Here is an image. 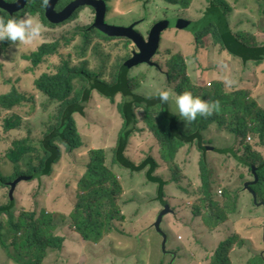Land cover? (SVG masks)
Returning <instances> with one entry per match:
<instances>
[{"label": "trees", "instance_id": "1", "mask_svg": "<svg viewBox=\"0 0 264 264\" xmlns=\"http://www.w3.org/2000/svg\"><path fill=\"white\" fill-rule=\"evenodd\" d=\"M8 1L15 3L18 0ZM73 1L75 0H60L57 12L63 11ZM106 1L109 5L111 0ZM160 1L167 5L168 9L177 8V11H180L179 13L183 10H188L194 2V0ZM206 1L209 2V6L200 18L190 20L176 17L156 21L150 29L149 36L161 22H164L165 29L161 31L160 40L156 53L152 56V61L156 57L166 58L168 69L165 75L168 76L169 81V87L167 88H170V85H176V87L173 86V90L177 94L190 90L205 100L216 102L217 100L212 97V93L209 90V81L206 82L203 90L199 87L201 85L197 84L189 76L188 54L191 53V50L188 49L189 52H182L185 55L175 54L171 57L172 52L168 50L167 54L169 56H165L162 54L163 37L168 33H175V38L179 40L178 42L174 40L177 44L183 41V45L194 46L191 60L197 65L194 67L196 75L199 69L197 61L203 62L199 56V48L197 46L207 47L208 54L212 50H217L216 53L218 54H226L228 52L229 57L234 61L240 57L246 62L255 61L258 64H262L264 63V40L258 41L257 38L252 37L250 32H234L231 28L230 16L233 15L235 8L239 6L240 2L238 0L234 3L228 0ZM48 2L49 0H29L25 10L13 16L17 18L26 15L33 16L38 18L45 27L53 29L73 23L78 19L80 11L82 12L85 9L82 8L77 11L66 22L55 25L46 18ZM0 16L5 18L13 17L2 10H0ZM259 17L260 20L264 17V3L260 6ZM179 20L183 22L190 21L191 24L182 25ZM244 22L246 21H240L239 26H242ZM92 27L91 25L77 26L74 32H70L53 42H46L35 52L23 56L24 61L31 63V68L28 70L30 74H35L42 65L48 64V71L35 80L34 86L38 93L46 98L48 105L56 106V112L51 117L50 128L47 129L37 145L31 140H17L5 152V157L13 164L14 174L13 176H8L0 168V187L8 188L9 182L12 184L21 177L39 181L50 177L53 175L56 165L64 157L63 148L68 154H72L87 147V143L84 140V136L87 134L81 132L80 124L87 119L84 122L85 125L88 128L92 125L88 113L93 110L92 103L97 97H101L107 100L108 103L115 105L118 111L122 126L117 135V143L113 148L105 147L106 145L102 143V147L94 148L93 145L90 149L88 153L89 162L86 165V171L79 178L78 193L75 197L76 202L71 208L68 221L60 220V216H55L58 212L52 214L47 210L45 202L49 200V197L45 196H41L39 202H35L33 209H27L23 205L19 215L15 210L16 202L11 201L9 198L7 204L0 205V215L8 217L7 222L10 227V230L7 228L5 232V226L0 221V245L7 256H9L8 249H12L15 252V257H10V259L17 264H49L47 263L49 251L62 252L68 240L69 229L67 230V223H70V229H74L84 240L83 247H85V251L87 253L93 251L90 261L92 263L95 262L94 258L97 251L102 249L99 245L103 243L107 236L109 237L115 232L118 235H125L127 234L126 232L132 230L131 226L135 224L134 221L129 222V218L123 214L119 205V201L123 198L125 187L119 180L120 176L117 173V169L126 170L125 172L132 174L144 171L148 185L151 187L154 185L157 188V201L160 202L162 199L164 201L167 195L165 188L169 185V182L163 178L164 175L160 172L167 169L177 170L178 175V171L183 172V168L177 165V157L179 151L185 145L190 147L195 145L201 154L199 163L202 198L200 201L201 206L199 207L200 213L197 216H202L207 225L215 228L223 221L225 214L233 212L239 204L241 190L225 189L224 182H222L218 188L222 187L224 191L226 190L223 194L224 200L221 199L219 201L216 198L215 190H218V188L215 187L210 174L211 171L208 165L209 152L206 150V146L212 145L213 140H205L206 132L211 125H216L215 130L221 135H229L231 137V140L228 138L226 141V143L232 142L230 147L215 146L217 153L231 156L238 164L248 169L253 179L252 170L253 167L256 168L259 180L253 186V190L257 195L258 202L264 203V154L256 150L259 146L264 147V108L259 106V97L253 98L240 91L244 93L241 99L235 100L237 99L235 95L232 99L234 101L221 103L211 115L198 117L197 121L190 125L192 126L191 130H185L183 129L186 128L185 123L171 114L172 105L170 103H162L156 94L145 96L137 93L148 73H142L138 77H131V73L140 66L150 65L145 63L129 68L128 63L131 61L133 53L121 56L120 59L116 60L117 64L114 66V72L110 79L104 77L102 68L99 72L92 70L89 61H84L80 65L73 64L72 55L64 58L65 55L61 54V63L59 65H54L50 62L49 57L59 53L64 41H68L67 45L70 49L75 47L73 41H81L82 44L78 50L81 52L80 56L82 57H84L87 47L95 36L110 41H125L128 45L134 44L128 38L120 39L118 37L103 36ZM260 32L264 33V30H260ZM180 33L193 36L194 42ZM127 43H124L126 47ZM101 46L102 44L100 43L96 47L95 53L97 55L103 54L104 48H101ZM12 47L13 45L8 41L0 42V59L4 58V54L8 55L11 53L10 50H15ZM113 53L112 51L111 54ZM218 63L221 62L217 61L215 64H211L210 70L215 68ZM233 67L236 70V66ZM0 70H3L2 64H0ZM213 72L220 73L218 70ZM260 77L264 79V76ZM76 83L81 84L78 90H76ZM211 84L216 87L223 86L221 82ZM119 98L121 100L118 102ZM26 101L27 96L20 93L13 85L10 92L3 93L0 96V114L11 112L14 108L22 106ZM99 107L97 106L96 109ZM140 110L144 114L143 122L147 132L155 138V145L157 146L156 148L151 146L148 150H140L142 158L135 156L133 154L134 150L131 149V140H133L134 136L137 133L144 134L146 132V130L138 128V112ZM100 116L107 117L106 114H101ZM14 117L11 115L0 119V126L4 133H10V131L20 126V119H15ZM251 135L257 138L255 145L247 142ZM235 147H238L239 151H244V154L240 156L235 151ZM108 151L112 153L110 164V153ZM157 151L160 152L161 160L156 158L159 155ZM238 156L243 161H240ZM134 158L142 160L133 161ZM25 162L27 164H24ZM164 162L168 163V166ZM233 174L235 173L233 172ZM239 178L243 183L247 182L245 181V175L240 174ZM181 179L185 180L184 177H181ZM30 180L27 182H30ZM172 180L175 181L176 179L173 178ZM188 182L190 183L189 180ZM14 219L16 220L12 223ZM57 230L58 232L61 231V234ZM8 233L11 235L9 238L7 236ZM236 243L233 238L223 241L212 257L211 264H232L230 253ZM92 244L96 246L89 248ZM111 246L113 245H108V247ZM76 259L77 261L79 260V258ZM63 261L65 264H69V260L64 257ZM249 264H264V256L253 257Z\"/></svg>", "mask_w": 264, "mask_h": 264}, {"label": "rangeland", "instance_id": "2", "mask_svg": "<svg viewBox=\"0 0 264 264\" xmlns=\"http://www.w3.org/2000/svg\"><path fill=\"white\" fill-rule=\"evenodd\" d=\"M234 3L236 0H228ZM239 6L235 8L233 15L230 16L231 28L234 32H254L253 38H257L258 41L264 40V33L260 30H264V17L260 20V6L264 3V0H238ZM108 5L109 10L107 13L106 22L114 26L128 27L132 24H137L136 31H139L143 37L148 40L149 32L156 21L162 19H172L176 17H183L186 19H198L203 15L205 9L209 6V2L206 0H194L192 6L188 10H183L181 13L177 11V8L168 9L160 0H111ZM80 11L78 19L73 23H68L61 27L56 28H43L40 38L28 45H21L19 50L16 51V47L13 45L11 53L4 54V58L0 59V64L3 65V70H0V96L3 93H8L14 87L22 94L27 96V101L22 106L14 108L11 112H5L0 114V119L4 116H15L14 118L20 119V126L17 129L10 131V133H4L0 126V168L4 174L13 176L14 167L5 157V152L10 149L11 144L17 140H31L39 143L50 128L51 117L56 112V106L48 105L46 98L38 93L34 86L35 80L43 73L48 71V64H44L35 74L29 73L31 63L23 60V56L30 55L35 52L42 44L46 42H53L70 32H74L77 26H93L96 20V14L94 9L90 7ZM82 9V8H81ZM80 9V10H81ZM167 16V17H166ZM33 17V16H32ZM36 18V17H34ZM39 20L38 18H36ZM259 20V21H258ZM240 21H246L242 26H239ZM260 29V30H258ZM194 42V37L189 34L180 33ZM208 37V35H207ZM245 37V36H243ZM121 39V38H120ZM179 41L175 38V33H168L163 37L164 46L162 47V54L169 56L167 51L170 50L171 56L175 54H182V52H189L188 65L189 76L201 86L204 90L206 82L209 90L212 93V97L218 101V106L221 103H229L234 96L237 99H241L244 93L250 97L255 95V88H250V84L247 82L254 79L244 78L243 70L246 67L254 68L253 62H246L242 58L233 61L229 65V53L225 54L226 65H217L216 68L220 73L215 74L210 70V63L208 58V48L197 46L199 48V56L203 60L198 62L197 75L195 74L194 67L197 66L194 61L191 60V55L194 51V46L189 47L183 45V41ZM209 40V37H208ZM68 41L62 42V47L58 54L50 56L49 60L54 65H59L60 55H65L64 58H68L69 55L73 57V64L80 65L84 61H89L91 69L99 72L102 68L104 71V77L110 79L114 72V66L117 64L116 60L121 56L130 55L132 53H139L134 44L128 45L125 41L120 40H105L101 37L95 36L92 39L90 45L86 49L84 57L80 56L78 48L81 46V41H73L74 48L70 49L67 45ZM102 44L101 48H104L103 54L97 55L95 53L98 44ZM124 43H127V47ZM124 44V45H123ZM114 52L111 54V52ZM166 58L156 57L153 59L154 64L157 67H150L148 65L140 66L133 70L131 77H138L142 73H148V76L143 81L142 86L137 93L152 96L157 95L161 89L169 87L168 76L166 72L168 69ZM214 57L211 59V61ZM102 61V62H99ZM209 66V68H208ZM233 66H236V71ZM157 69H159L157 71ZM144 70V71H143ZM253 72H249L251 75ZM228 77V78H227ZM194 82V84H196ZM221 82L223 84L216 87L211 83ZM236 85V88L229 91V83ZM171 89H174L176 85H170ZM81 87L80 83H76V90ZM243 91L244 93L240 92ZM262 100L261 106L264 107V86H259ZM235 92V93H234ZM119 98L117 101L119 102ZM216 101V102H217ZM234 101V100H232ZM172 107L171 112L174 110V105L169 102ZM93 110L88 113L90 122L92 125L88 128L85 125V120L80 124V130L84 136V140L87 143V147L82 148L76 153L68 154L65 148L64 157L62 161L56 165L52 176L39 180H32L30 182H21L16 189L13 190L10 186L8 188L0 187V205L7 204L11 198V192L15 197V210L19 215L20 209L23 205L27 209H33L35 202H39L41 196L49 197V200L45 202L47 210L55 216H60V220L68 221L70 211L73 204L76 202V194L78 193L77 185L79 178L86 171V165L89 162V151L93 147L100 148L102 143L111 148L115 147L118 139V132L121 129L122 123L118 115V111L115 105L108 103L107 100L97 97L93 103ZM97 106H100L98 109ZM106 114L105 116H100ZM143 112H138V128L140 130H146L144 134L137 133L132 141L131 149L134 150V155L141 157L140 150H148L149 147H157L155 145V138L147 132L146 126L143 122ZM109 124V125H108ZM103 125V127H101ZM141 125V127H140ZM110 127V128H109ZM105 128V131H104ZM192 126L183 128L185 130H191ZM216 125L211 127L206 132L205 140H213L212 147L226 146L230 147L232 142H227L231 137L228 135H221L216 130ZM7 134V135H6ZM104 137V141H103ZM251 140L248 139V143L255 145L257 138L251 135ZM259 141V140H258ZM258 152L264 154V147L259 146L256 148ZM235 151L242 156L244 151H239L238 147H235ZM109 164L112 161V153L108 151ZM156 158L161 160L160 152ZM211 151L208 153V165L211 171V177L216 188L220 183L224 182V188L229 190H241L240 201L233 212L225 214L223 221L215 228H211L207 225L202 216H197L200 213L199 207L201 206V169H200V157L201 154L197 150L196 146L192 147L185 145L179 151L177 157V165L183 168L182 171L177 170H165L160 172L165 180L169 182L166 186V197L164 200L165 205H169L175 208L178 213H174L170 210L162 218L161 230L164 235L160 233L155 226L158 218H160L162 212H164V205L156 199V186H149L145 172L132 174L125 172L126 170L117 169V173L120 176L119 180L124 185V195L122 200L119 201V205L123 214L129 218V222L134 221V226H131L132 230L126 232L125 235H118L116 232L107 236L103 243L99 245L101 250L97 251L94 258L95 262L89 261L93 251L87 253L85 251L84 240L74 230L70 229V223H67V230L69 229L68 240L64 245L62 252L49 251L47 263L49 264H65L63 257L70 260V264H174L173 261L180 252H185L182 256V260L176 264H211L212 257L214 256L219 245L226 239L233 238L236 243L230 253L232 264H249L250 260L255 256H264V205L259 207L254 202V195L244 189L245 182L240 180V174L245 175V181H253L250 172L247 168L242 167L229 155H219ZM32 156V155H31ZM213 156H215L213 158ZM134 158L135 160H142ZM142 158V157H141ZM217 159V161H215ZM9 162V163H8ZM24 164H27L26 162ZM23 164V166H24ZM166 166L168 163L164 162ZM26 171V169H24ZM233 172L235 174H233ZM184 177L185 180L181 179ZM176 180L173 181L172 179ZM178 180H180L178 182ZM190 181V183L188 182ZM15 183V182H13ZM9 184H11L9 182ZM7 185V184H6ZM222 191V192H221ZM226 191V190H225ZM224 189L219 187L215 190L219 201L224 200ZM9 198V199H8ZM262 203V202H260ZM223 205V203H221ZM221 207V206H220ZM168 208V207H166ZM163 209V210H162ZM61 212V213H59ZM63 213V214H62ZM66 216H65V215ZM202 215V214H201ZM6 215H0V221L5 226V232L10 227L7 222ZM205 218V217H204ZM16 219L12 220L15 221ZM140 221V223H138ZM65 226V225H64ZM171 231V234L169 233ZM58 232V230H57ZM61 234V231L58 232ZM8 238L11 236L7 234ZM179 237L181 238L179 240ZM184 238V240L182 239ZM164 243L167 249V253H164ZM113 245L108 247V245ZM171 245H175L171 248ZM91 245L89 248L95 247ZM88 248V249H89ZM181 249V251H180ZM9 256L0 245V264H17L11 260L10 257H15V252L12 249H8ZM175 255V256H174ZM85 257L84 260H78L76 258ZM22 264V263H19Z\"/></svg>", "mask_w": 264, "mask_h": 264}, {"label": "water", "instance_id": "3", "mask_svg": "<svg viewBox=\"0 0 264 264\" xmlns=\"http://www.w3.org/2000/svg\"><path fill=\"white\" fill-rule=\"evenodd\" d=\"M60 0H49L47 8H46V18L47 20L52 24H61L66 22L67 20L71 19L73 15L79 11L83 7H90L94 9L96 13V20L93 25V29L97 30L101 35L106 37H118V38H128L133 41L134 45L138 49L139 53H133V57L131 61L128 63L129 68H132L134 66L142 65V64H149L150 66L157 67V64H154L152 61V56L156 53V49L159 43V36L161 34V31L165 29L164 22H161L156 29L150 33L149 39L146 40L143 35H141L139 32L136 31L135 27L137 24H132L128 27L124 26H114L110 25L106 22V17L108 13V3L106 0H75L72 3H70L63 11L57 12V7ZM29 3V0H18L15 3H10L8 0H0V10L10 14L11 16L22 12L25 10ZM179 23L184 25H190V21H181L179 20ZM207 151H214L215 147L208 146L206 147ZM232 155L236 156L234 153H231ZM240 157L238 156V159ZM240 161H243L239 159ZM246 163V162H244ZM249 166V163H246ZM253 174H254V180L248 181L245 183L244 189L246 191L251 192L254 197V202L257 206L261 207L264 205V203L258 202L257 195L255 191L253 190V186L257 184L259 178L256 173V168L253 167ZM30 178L27 177H21L18 180L15 181V183L11 184L12 192L16 188L17 184H19L22 181H28ZM31 180H33L31 178ZM30 180V181H31ZM11 192V198L13 200V193ZM162 196V194H161ZM163 200V199H162ZM161 200V201H162ZM165 209L164 212H162L160 218H158L157 222L155 223L156 229L164 235V232L161 230V223L162 218L165 214H167L170 211L169 205H164ZM168 207V208H166ZM164 247H166L164 243ZM165 252V248H164Z\"/></svg>", "mask_w": 264, "mask_h": 264}, {"label": "clouds", "instance_id": "4", "mask_svg": "<svg viewBox=\"0 0 264 264\" xmlns=\"http://www.w3.org/2000/svg\"><path fill=\"white\" fill-rule=\"evenodd\" d=\"M43 28H44V25L39 20H37L36 18L32 16L26 15L21 18H17L15 16L10 17V18H5L4 16H0V42L8 41L10 42L11 45H14L19 50V47L21 45H28V44H32L36 42L40 38ZM241 31L242 30L240 29L238 32H241ZM250 33L252 35L255 34L254 32H250ZM215 52H217V50H212L211 52H209L210 57ZM157 95H158L159 100L162 103L171 102L174 105V110L173 112H171V114L175 115L179 120L183 121L185 123L186 128H188L195 121H197L198 117H207L211 115L212 112L218 107V101L213 102V101L205 100L202 97L195 95L190 90H186L182 93L177 94L173 89L166 88V89L159 90ZM261 100L262 98L259 97L258 99L259 106L261 108H264L263 106H261V103H260ZM208 146H213V145H207L206 147ZM207 152H211V151H207ZM213 153L224 155L223 153H219V152L217 153L216 151ZM19 184H17V186ZM11 201H15L14 194H13V200ZM161 202H162L161 204L165 205L164 201H161ZM164 208L165 207H163V209ZM169 208L170 210L174 212L171 206H169ZM169 233L171 234V231ZM180 239L181 238L179 237V240ZM182 239L184 240V238ZM166 246H167V243H166ZM170 247L174 248L175 245H171ZM167 252L168 251L165 247L164 253H167ZM184 253L185 252H180L179 254H177V257L175 258L173 263L174 264H176V262L179 263L182 260V256L184 255Z\"/></svg>", "mask_w": 264, "mask_h": 264}, {"label": "crops", "instance_id": "5", "mask_svg": "<svg viewBox=\"0 0 264 264\" xmlns=\"http://www.w3.org/2000/svg\"><path fill=\"white\" fill-rule=\"evenodd\" d=\"M244 32H246L244 30ZM214 57V59L211 61V59ZM229 59V65L232 64V62L234 61L233 59H231L230 57L228 58ZM208 61L210 64H215L217 61L221 62V63H218L217 65H226V57L225 55L223 54H218V53H213L212 56L210 58H208ZM254 63V68L251 69L250 67H246L245 70H243V74H244V78H251V77H254L253 80L247 82L248 84H250L251 86H249V89L250 88H255V95L253 96V98H256V97H261L262 94L261 92L259 91V86L263 85L264 86V79H262L260 76H264V63L262 64H258L257 62L255 61H251ZM217 71L218 69L215 67L212 69V72L213 71ZM237 70V69H236ZM235 70V71H236ZM249 72H253L251 75H248ZM214 73V72H213ZM217 74V73H215ZM235 82L231 85L229 83V91H231L232 89L236 88V85H234ZM174 212L178 213L174 207H172ZM85 259V257H79V261L80 259ZM90 261V259H89ZM87 262V264H92L91 262ZM69 264H70V260H69Z\"/></svg>", "mask_w": 264, "mask_h": 264}, {"label": "built area", "instance_id": "6", "mask_svg": "<svg viewBox=\"0 0 264 264\" xmlns=\"http://www.w3.org/2000/svg\"><path fill=\"white\" fill-rule=\"evenodd\" d=\"M249 140H251V138H249Z\"/></svg>", "mask_w": 264, "mask_h": 264}]
</instances>
